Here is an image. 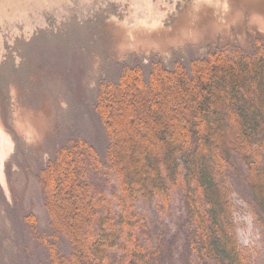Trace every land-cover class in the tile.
<instances>
[{
  "label": "trees",
  "instance_id": "16d2710c",
  "mask_svg": "<svg viewBox=\"0 0 264 264\" xmlns=\"http://www.w3.org/2000/svg\"><path fill=\"white\" fill-rule=\"evenodd\" d=\"M250 40L248 50L208 48L189 68L177 60L171 70L157 58L147 67L131 57L118 64L116 81L98 82L94 110L108 137L104 152L70 139L38 175L54 237L65 236L70 249L60 253L39 235L47 264H251L230 204L233 186L245 185L262 225L264 36ZM111 172L123 213L107 207ZM174 190L186 209L178 234L158 236L155 245L142 241L135 219L145 218L135 203L161 197L167 205Z\"/></svg>",
  "mask_w": 264,
  "mask_h": 264
},
{
  "label": "rangeland",
  "instance_id": "374dc122",
  "mask_svg": "<svg viewBox=\"0 0 264 264\" xmlns=\"http://www.w3.org/2000/svg\"><path fill=\"white\" fill-rule=\"evenodd\" d=\"M251 35L264 36V0H0V264H47L39 235L70 250L65 236L54 237L38 175L70 139L104 152L108 137L94 110L101 79L116 81L131 57L189 68L208 48L250 49ZM107 181V207L123 213L118 178L111 172ZM244 186L230 196L238 244L251 264H264V221ZM182 195L174 190L167 205L137 200L142 241L178 234ZM180 249L178 240L175 256Z\"/></svg>",
  "mask_w": 264,
  "mask_h": 264
}]
</instances>
